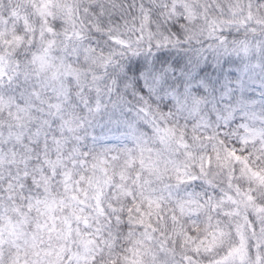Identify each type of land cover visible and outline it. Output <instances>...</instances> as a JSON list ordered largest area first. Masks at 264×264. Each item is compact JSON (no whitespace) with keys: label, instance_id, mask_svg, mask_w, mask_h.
I'll use <instances>...</instances> for the list:
<instances>
[{"label":"snow or ice","instance_id":"obj_1","mask_svg":"<svg viewBox=\"0 0 264 264\" xmlns=\"http://www.w3.org/2000/svg\"><path fill=\"white\" fill-rule=\"evenodd\" d=\"M0 264H264V0H0Z\"/></svg>","mask_w":264,"mask_h":264}]
</instances>
